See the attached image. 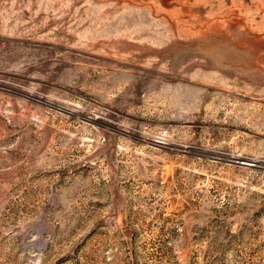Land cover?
Segmentation results:
<instances>
[{"label": "rangeland", "instance_id": "1", "mask_svg": "<svg viewBox=\"0 0 264 264\" xmlns=\"http://www.w3.org/2000/svg\"><path fill=\"white\" fill-rule=\"evenodd\" d=\"M0 264H264V0H0Z\"/></svg>", "mask_w": 264, "mask_h": 264}]
</instances>
